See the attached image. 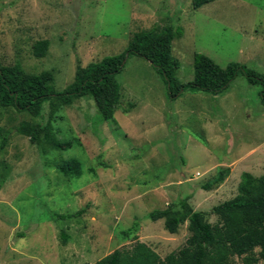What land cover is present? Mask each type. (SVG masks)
<instances>
[{
  "label": "rangeland",
  "instance_id": "rangeland-1",
  "mask_svg": "<svg viewBox=\"0 0 264 264\" xmlns=\"http://www.w3.org/2000/svg\"><path fill=\"white\" fill-rule=\"evenodd\" d=\"M166 23L182 29L171 43L181 84L192 81L195 53L264 76V0H214L197 10L190 0H0V65L49 71L53 90L63 92L77 64L119 55L133 34ZM43 40L46 55L35 58L33 45ZM116 81L121 102L114 123L100 119L89 96L60 109L53 128L72 144L61 152L42 154L16 130L45 123L47 103L37 118L0 108V143L7 137L0 149V172H7L0 184V264H94L137 242L163 259L185 245L187 223L169 234L162 220L146 218L150 211L189 196L192 209L214 224L212 207L236 196L241 174H264L261 85L240 73L215 95L186 86L170 98L137 56L125 59ZM68 158L81 163L80 178L56 172ZM226 168L220 186L200 188ZM80 209L71 220L54 218ZM133 223L135 235L122 239ZM61 231L69 237L65 245Z\"/></svg>",
  "mask_w": 264,
  "mask_h": 264
},
{
  "label": "trees",
  "instance_id": "trees-1",
  "mask_svg": "<svg viewBox=\"0 0 264 264\" xmlns=\"http://www.w3.org/2000/svg\"><path fill=\"white\" fill-rule=\"evenodd\" d=\"M213 1L190 0V4L193 10H197ZM181 37V27H174L170 23L136 32L129 39L123 53L104 57L85 67L77 64L73 80L63 92L53 90V75L49 71L27 74L18 63L11 66L0 65V108H11L17 113L37 118L47 103V121L33 125L22 123L17 127V133L28 138L42 154L47 150L61 152L70 149L72 144L60 141L57 138L59 131L53 128V123L60 118L57 113L74 100L89 96L100 119L114 123V112L120 108L121 102L116 75L129 56H137L150 63L167 85L170 98L178 96L186 86L215 95L227 88L241 73L251 85H261L260 97L264 105V76L234 62L228 63L224 68L219 67L203 54L193 55L192 81L186 85L181 84L175 77L178 63L171 56L172 41ZM48 45L45 40L36 42L33 45V56L43 58ZM130 108L132 105H127L123 111ZM6 142L7 137H3L0 149ZM55 170L68 180L78 179L82 175V165L74 158L59 162ZM229 173L227 168L218 170L200 188L204 191L217 188ZM6 177V171L0 172V184ZM189 199L186 196L146 215L151 222L162 220L164 230L169 234H176L179 227L187 223L189 237L179 250L160 259L150 247L137 242L131 249L115 250L94 264H235V259H240V264H264V174L253 177L249 173H242L236 196L212 207L210 213L216 217L214 224L208 222L205 213L194 211ZM84 212V209H80L69 215L54 214V218L71 220ZM137 227V223H133L130 228L120 232V237L124 240L131 238L137 232ZM59 236L61 243L65 245L69 237L63 231Z\"/></svg>",
  "mask_w": 264,
  "mask_h": 264
}]
</instances>
